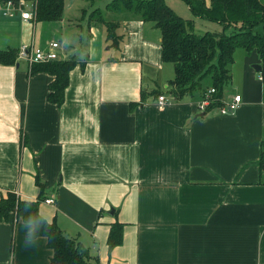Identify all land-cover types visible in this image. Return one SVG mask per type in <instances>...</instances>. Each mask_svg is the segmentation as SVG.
Masks as SVG:
<instances>
[{
	"label": "crops",
	"instance_id": "0c3cea01",
	"mask_svg": "<svg viewBox=\"0 0 264 264\" xmlns=\"http://www.w3.org/2000/svg\"><path fill=\"white\" fill-rule=\"evenodd\" d=\"M79 2L65 0L55 22L0 11V51L58 42L77 62L61 107L49 101L55 76L24 60L0 64V201L35 202L43 188L55 204L41 202L42 216L100 264H264L259 54L235 52L223 105L240 95L239 108L202 111L201 95L170 92L175 68L159 29L129 14L117 21L119 48L106 50L105 25L86 22L83 9L76 23L65 16ZM67 31L80 45L50 39ZM117 222L123 241L110 251ZM33 228L0 220V264H51L47 238H28Z\"/></svg>",
	"mask_w": 264,
	"mask_h": 264
},
{
	"label": "trees",
	"instance_id": "16d2710c",
	"mask_svg": "<svg viewBox=\"0 0 264 264\" xmlns=\"http://www.w3.org/2000/svg\"><path fill=\"white\" fill-rule=\"evenodd\" d=\"M17 1V0H16ZM36 3V20L55 22L63 19L65 0H27ZM196 18L215 22L223 26V33L206 32L195 34V22L185 20L171 8L167 0H114L107 7L117 13L135 16L152 23L161 31L162 59L174 65L175 78L170 81V92L177 100L194 96L201 90V98L214 89L210 95V105L206 112L221 109L226 86L232 80L231 66L235 52L245 49L256 51L262 61L261 76L264 81V0H184ZM92 17L107 28V41L113 48H119V23L105 18L96 9ZM19 51H0V64L16 65ZM77 62L74 59L53 61L34 65L32 72H45L55 76L50 86L49 101L59 107L64 104L65 92L69 86L70 73ZM210 79V86L203 89L202 82ZM154 95L156 93H153ZM144 100V96L143 99ZM260 167L264 169V142L261 148ZM45 200L42 188L35 202L21 200L15 193H9L0 201V220H22L33 224L28 235L30 240L47 238L48 248L53 251L51 264H100L92 261L89 251L75 239L64 235L55 222H48L40 212V204ZM123 241V225L119 222L111 226L108 238L109 250L113 251Z\"/></svg>",
	"mask_w": 264,
	"mask_h": 264
},
{
	"label": "built area",
	"instance_id": "2783aa9c",
	"mask_svg": "<svg viewBox=\"0 0 264 264\" xmlns=\"http://www.w3.org/2000/svg\"><path fill=\"white\" fill-rule=\"evenodd\" d=\"M29 1L27 0H0V11L6 17H16L21 15L23 19L32 20L36 18V3L33 1L30 3L31 10H28ZM61 44L58 42H52L48 47H37L33 44L23 45L19 50L18 58L19 60H24L28 63L30 69L32 70L34 65L49 63L53 61L64 60L63 54H61ZM261 79L262 76H261ZM215 93L214 89H211L204 99L200 103V109L206 111L210 105V95ZM168 103L166 96H159L157 104L159 108H164ZM242 103V97L240 95L236 96L234 100L227 106L221 108L222 114H229L236 111L240 104ZM46 204L53 205L55 204L54 198H48L44 201Z\"/></svg>",
	"mask_w": 264,
	"mask_h": 264
},
{
	"label": "rangeland",
	"instance_id": "374dc122",
	"mask_svg": "<svg viewBox=\"0 0 264 264\" xmlns=\"http://www.w3.org/2000/svg\"><path fill=\"white\" fill-rule=\"evenodd\" d=\"M113 1L114 0H80V2L70 12L65 13V16L67 17V19L71 20L73 23H76L77 21H74L73 18L76 17V18L81 19L82 10L80 11L79 9H83V11L86 10L85 12L87 14V16L85 17L86 22L90 20L91 22L97 24L96 19L98 18L92 17V12L95 11L96 9H100L103 16L110 21L117 22L120 18L129 17V14H126V13H117V12L112 11L111 9L107 11L106 8L108 4L112 3ZM167 2L169 6L173 8L179 16H181L185 20H193L195 22V25H196L195 34L203 35L206 32H212V33H218V34L223 33L224 29L222 25L215 23V22H210V21H207L201 18H196L193 15V13L189 10L184 0H167ZM28 10H31L30 3H29ZM50 39L51 40H57V39L63 40L70 47L71 46L77 47L76 44L80 45V40L75 38L72 31H67V39H62L58 35H55V36L50 35ZM110 46L111 44H108L106 50L113 48ZM81 50L83 49L81 48ZM241 51H244V50H241ZM79 54H81V51H79ZM22 63L25 64V61H23ZM210 84H211L210 79L206 78L202 82L203 89L209 87ZM200 93H201V90L198 89L197 91H195L194 96L196 98H199Z\"/></svg>",
	"mask_w": 264,
	"mask_h": 264
},
{
	"label": "water",
	"instance_id": "95a60500",
	"mask_svg": "<svg viewBox=\"0 0 264 264\" xmlns=\"http://www.w3.org/2000/svg\"><path fill=\"white\" fill-rule=\"evenodd\" d=\"M255 69H256L257 71H259V72L262 71V67H261L260 65H257V66L255 67Z\"/></svg>",
	"mask_w": 264,
	"mask_h": 264
}]
</instances>
